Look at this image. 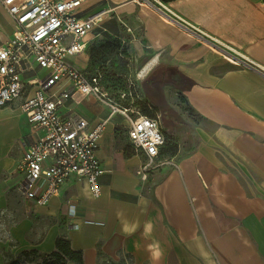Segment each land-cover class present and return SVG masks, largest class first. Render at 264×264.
Segmentation results:
<instances>
[{"label": "crops", "instance_id": "crops-1", "mask_svg": "<svg viewBox=\"0 0 264 264\" xmlns=\"http://www.w3.org/2000/svg\"><path fill=\"white\" fill-rule=\"evenodd\" d=\"M100 10L73 62L134 80L162 116L167 163L142 180L127 119L75 93L64 113L105 122L101 193L71 177L38 204L19 187L34 141L21 99L0 106V264H39L59 237L82 253L69 264H264V0H84L77 12ZM13 32L0 0V42ZM113 40L115 54L89 56Z\"/></svg>", "mask_w": 264, "mask_h": 264}, {"label": "built area", "instance_id": "built-area-1", "mask_svg": "<svg viewBox=\"0 0 264 264\" xmlns=\"http://www.w3.org/2000/svg\"><path fill=\"white\" fill-rule=\"evenodd\" d=\"M83 1L2 0L14 32L0 42V106L21 99L34 141L26 146L18 166L24 173L19 187L25 197L41 205L58 195L71 177L87 181L94 196L101 193L99 178L104 169L97 150L105 122L90 129L84 118L64 113L62 108L75 93L93 96L111 115L127 119L133 147L147 156L137 171L142 180L167 163L158 159L165 143L161 118L137 111L134 102L142 98L134 80L127 78L128 90L114 95L105 87L103 72H88L73 62L107 13L80 16L77 10ZM124 100L131 104L124 105Z\"/></svg>", "mask_w": 264, "mask_h": 264}, {"label": "trees", "instance_id": "trees-1", "mask_svg": "<svg viewBox=\"0 0 264 264\" xmlns=\"http://www.w3.org/2000/svg\"><path fill=\"white\" fill-rule=\"evenodd\" d=\"M120 43L116 40L106 42L100 46H97L93 53L96 56H112L119 49ZM104 73V82L105 87L114 95H117L120 90H128L127 78L124 77H116L111 76L110 72L107 70L101 71ZM125 105L129 106L128 101H125ZM134 106L139 107L141 113L144 115H149L153 112L150 106L143 100H135ZM156 116V115H155ZM154 117V115L152 116ZM166 142V136H165ZM165 144V143H164ZM162 147V146H161ZM160 147V148H161ZM30 255V253L25 254ZM31 255H37V252H31ZM41 258V262L39 264H69L70 262L74 263H82L83 257L80 251H75L71 248L70 242L68 239L59 237L56 241V247L53 252L46 255L38 256ZM7 264H25L24 261L21 260H11Z\"/></svg>", "mask_w": 264, "mask_h": 264}, {"label": "rangeland", "instance_id": "rangeland-1", "mask_svg": "<svg viewBox=\"0 0 264 264\" xmlns=\"http://www.w3.org/2000/svg\"><path fill=\"white\" fill-rule=\"evenodd\" d=\"M109 40H111V39H109ZM107 42V41H106ZM97 46H99V44H95L93 47H91V49L89 50V56L91 55L92 56V53H93V51L95 50V48L97 47ZM96 58H98V57H96ZM95 59V58H94ZM93 59V60H94ZM104 59V58H103ZM156 112H152V113H150L149 115H158L159 114V112H158V114H155ZM158 116H160V115H158ZM160 118H161V121H162V116H160Z\"/></svg>", "mask_w": 264, "mask_h": 264}]
</instances>
